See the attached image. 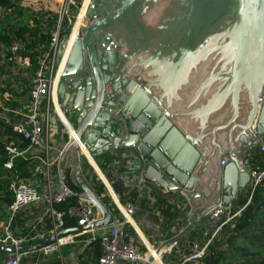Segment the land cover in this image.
<instances>
[{
	"label": "water",
	"instance_id": "water-1",
	"mask_svg": "<svg viewBox=\"0 0 264 264\" xmlns=\"http://www.w3.org/2000/svg\"><path fill=\"white\" fill-rule=\"evenodd\" d=\"M60 78L50 123L61 130V114L74 130L59 163L62 184L102 217L32 248L0 243V253L50 249L113 224L84 180L85 149L92 159L130 151L145 183L186 197L193 225L249 188L250 159L264 141V0H93ZM71 152L81 192L63 171Z\"/></svg>",
	"mask_w": 264,
	"mask_h": 264
},
{
	"label": "crops",
	"instance_id": "crops-1",
	"mask_svg": "<svg viewBox=\"0 0 264 264\" xmlns=\"http://www.w3.org/2000/svg\"><path fill=\"white\" fill-rule=\"evenodd\" d=\"M52 2L56 4L55 0H29V4H23L20 0L19 3L24 8L29 5L33 10L38 11L46 10V7L49 8ZM56 9L55 7V11ZM2 64V90H0L2 109H0V121L7 124L12 123L15 126L24 120L23 115H17L16 112L29 114L31 110L32 101L29 96L31 75L28 74L30 70L17 67L15 63L8 60L2 62ZM57 68L59 69V67ZM11 70L16 73L13 75L10 72ZM17 71L22 74L17 75ZM17 76L20 79H17ZM46 105L47 103L45 104L44 112L42 111L39 116L42 140L39 145L26 151L20 159L31 160L32 165L35 167L27 182L44 196L54 197L61 193L64 188L59 163L70 135L64 126L60 130L51 125L50 119L47 121L44 114ZM57 105H59L58 99ZM256 151H260L259 148ZM85 152L86 149L82 157V174L86 184L95 193L100 189L104 200L109 205L112 204L114 206L117 212H115V216L113 214V223L122 224L125 221L121 212V208L124 205L130 204L133 206V222L131 225L135 235L142 241L140 243L143 252L150 247L159 248L173 245L172 254L165 255L163 260L166 264H177L180 261V256L189 252V246L192 242H198L201 246L205 244V233L208 230V223L205 220L200 221V217L195 223L194 229L186 230L187 224L193 222L196 217V213L192 212L191 203L183 195H177L172 192L164 193L156 190L153 185L145 183L137 166L139 161L130 151L124 149L114 150L102 157L93 159ZM252 157L250 165L253 160ZM74 160V154L72 152L69 153L64 160L63 171L68 181L71 179L72 182L78 185L76 180L77 168L73 163ZM224 160L229 162L228 158H224ZM12 178L13 176L9 171L2 174V178L0 177L2 186L4 182H11ZM248 189L239 193L235 205L240 202ZM100 199L102 200V198ZM163 204L168 206V210ZM11 208L12 205H7L0 201V238L5 236L4 229L9 223V217L12 213ZM48 209L49 206L46 201H42L19 211L13 225H11V233L17 239L22 240V247L32 248L39 242L49 239L58 231L56 230L58 220L54 213L47 211ZM99 213L97 211L98 219L102 217ZM110 228V226L99 228L85 234L90 238L92 236L99 237L107 234ZM89 243V240H80V237H78L75 243L64 246L60 249V252H55L47 257L56 261L60 260L62 264H78ZM37 252L42 254L41 250ZM3 254L5 259L9 255L7 253ZM118 264L131 263L120 261Z\"/></svg>",
	"mask_w": 264,
	"mask_h": 264
},
{
	"label": "built area",
	"instance_id": "built-area-1",
	"mask_svg": "<svg viewBox=\"0 0 264 264\" xmlns=\"http://www.w3.org/2000/svg\"><path fill=\"white\" fill-rule=\"evenodd\" d=\"M50 1V0H48ZM56 11L53 12L58 16V27L53 34L52 40L49 44V49L38 59L37 67L33 69L31 59L20 55L21 47L17 43H13L10 47L11 56L7 59L9 62H13L17 67L25 68L27 70L33 69V74L30 76L31 87L29 90V96L32 101L31 110L29 114H23L16 112L17 115H23L24 120L22 123L15 125L13 131L23 136L25 139L30 140L31 144L25 151H20L13 143L5 146V152L8 158L7 168L12 169L15 161L24 155L26 151H29L32 147L40 144L42 140V128L39 120V116L44 112L45 104V117L47 121L50 119V115L56 109L57 96L56 90L58 87V71L57 67V52L61 39L63 37L62 27L64 21H67L69 31V39L72 35V30L77 24L81 12L84 8L87 0H55ZM93 0H89L86 11L84 14V21H86L88 11L92 5ZM52 4L46 10L52 12ZM82 28V27H81ZM80 28V30H81ZM69 41V40H68ZM65 52V48H64ZM6 60V61H7ZM59 70V69H58ZM59 82V81H58ZM52 104H54L52 106ZM0 109H2V103L0 102ZM60 115V119L64 124L65 129L71 136L74 135V130L65 122ZM255 135H258L255 129ZM259 150L264 153V141L259 145ZM223 166L227 165L226 160L223 161ZM251 182L250 188H252V194L255 189L264 181V170L251 169L250 171ZM11 194L13 196L12 213L9 217V223L4 229L5 236L0 238V243L3 245L14 246L16 248L22 247V240L17 239L11 233V225L16 218L19 211L29 208L33 205L46 201L49 206L47 211L54 213L58 220L56 230L65 228L63 214L55 210V206L65 203L72 193L66 188H63L62 192L58 195L44 196L33 185L26 180H22L20 175L15 172L10 184ZM251 200V198H250ZM249 200V202H250ZM246 207L235 211L234 206L224 207L219 205L204 216L200 218V221H206L208 223V230L205 233V244L201 246L198 242H192L189 246V252L180 256V261L177 264H187L192 261L199 260L203 257L205 250L219 234L222 228L231 223L237 216L244 211ZM97 207L90 201L79 200L77 206L69 209L68 215L75 218L79 222V226L86 224H92L98 220ZM132 211L133 206L128 204L121 208V212L125 221L120 223H113L110 227V231L102 236H92L89 242H93L96 239H101L102 255L99 260L100 264H118L120 261L131 264H166L164 262V256L172 254L173 245L159 248L150 247L146 251L141 250V239L135 236H128L125 233V226L130 225L132 227ZM189 222L186 226V230L195 228V224ZM85 233L71 234L62 238H59L52 248H44L41 250L43 255H50L55 252H60V249L69 244L75 243L76 239ZM26 252H14L8 255L4 264H38V263H23V259L27 256Z\"/></svg>",
	"mask_w": 264,
	"mask_h": 264
},
{
	"label": "trees",
	"instance_id": "trees-1",
	"mask_svg": "<svg viewBox=\"0 0 264 264\" xmlns=\"http://www.w3.org/2000/svg\"><path fill=\"white\" fill-rule=\"evenodd\" d=\"M19 2L20 0H0V63L10 58V47L13 43H17L21 47L20 55L30 58L32 67L35 69L38 59L49 49L53 34L58 27V16L49 10L36 11L24 8ZM67 25V21H64L63 36L67 33L65 29ZM13 125L0 121V177L2 178V174L6 171H9L12 176L17 172L22 180L27 181L35 170L31 160L25 161L18 158L12 169L7 168L8 158L5 146L13 143L20 151H25L31 144L30 140L13 131ZM252 158V169L264 170V153L256 151ZM0 180V201L12 205L11 182H4L2 186V179ZM69 184L73 190L81 192L80 187L71 179ZM96 193L115 216L116 209L104 200L100 189ZM78 203V198L72 196L65 203L55 206V210L63 214L66 229L79 226L78 220L68 215L69 209L77 206ZM164 207L168 206L164 205ZM243 207H246L244 211L222 228L205 250L203 257L187 264H264V181L253 194L252 188L249 187L240 202L234 205L235 211ZM124 229L128 236H135L134 229L130 225L125 226ZM90 239L87 234L80 236V240L90 241ZM101 255V239L98 238L89 243L78 264H100ZM4 256L0 253V264H4L6 260ZM30 262L62 264L60 260L48 258L39 252L28 253L23 259V263Z\"/></svg>",
	"mask_w": 264,
	"mask_h": 264
},
{
	"label": "bare ground",
	"instance_id": "bare-ground-1",
	"mask_svg": "<svg viewBox=\"0 0 264 264\" xmlns=\"http://www.w3.org/2000/svg\"><path fill=\"white\" fill-rule=\"evenodd\" d=\"M88 1L89 0H87V2L85 3L84 8H83V10L81 12V16H80L77 24L75 25L74 29L72 30V35H71L69 41L67 42V44L65 46L64 57H63L62 62L59 65L57 84H58L59 78L61 76L63 67H64V65L66 63V60H67V58L69 56L70 50L72 48V45L78 38V35H79V32H80V28L84 25L85 21H84L83 17H84L85 11H86V7H87V4H88Z\"/></svg>",
	"mask_w": 264,
	"mask_h": 264
},
{
	"label": "rangeland",
	"instance_id": "rangeland-1",
	"mask_svg": "<svg viewBox=\"0 0 264 264\" xmlns=\"http://www.w3.org/2000/svg\"><path fill=\"white\" fill-rule=\"evenodd\" d=\"M22 1V3L24 4H29V0H21ZM54 2H52V4H53ZM53 6L54 7H52V12H55V4H53ZM32 7V6H31ZM27 8H30L29 7V5H28V7ZM31 9H33V8H31ZM65 29H67V32L69 31V27H68V25H67V28H65ZM2 66H3V64L2 63H0V90H2V73H1V71H2ZM58 69V68H57ZM13 75L16 73V72H14V70H11L10 71ZM24 72V71H23ZM22 73L21 72H19V71H17V75H21ZM28 74H30V75H32L33 74V69H30V72L28 71ZM17 79H20L19 78V76H17ZM26 253H28V252H26Z\"/></svg>",
	"mask_w": 264,
	"mask_h": 264
},
{
	"label": "flooded vegetation",
	"instance_id": "flooded-vegetation-1",
	"mask_svg": "<svg viewBox=\"0 0 264 264\" xmlns=\"http://www.w3.org/2000/svg\"><path fill=\"white\" fill-rule=\"evenodd\" d=\"M62 80H63V79H62V78H60V79H59V83H60Z\"/></svg>",
	"mask_w": 264,
	"mask_h": 264
}]
</instances>
